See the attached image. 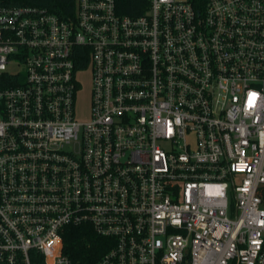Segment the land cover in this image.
<instances>
[{"label":"built area","instance_id":"obj_1","mask_svg":"<svg viewBox=\"0 0 264 264\" xmlns=\"http://www.w3.org/2000/svg\"><path fill=\"white\" fill-rule=\"evenodd\" d=\"M78 225L93 264H264V0L0 4V264Z\"/></svg>","mask_w":264,"mask_h":264},{"label":"trees","instance_id":"obj_2","mask_svg":"<svg viewBox=\"0 0 264 264\" xmlns=\"http://www.w3.org/2000/svg\"><path fill=\"white\" fill-rule=\"evenodd\" d=\"M0 4L36 5L60 16L74 12V0H0ZM115 5L119 13L135 16L147 10L149 0H115ZM62 241L63 252L71 264H93L110 244L88 225L66 227Z\"/></svg>","mask_w":264,"mask_h":264},{"label":"rangeland","instance_id":"obj_3","mask_svg":"<svg viewBox=\"0 0 264 264\" xmlns=\"http://www.w3.org/2000/svg\"><path fill=\"white\" fill-rule=\"evenodd\" d=\"M77 78L80 81V90L77 93L76 99V117L80 120H85L88 117L89 111V96H90V74L89 70L78 73Z\"/></svg>","mask_w":264,"mask_h":264}]
</instances>
